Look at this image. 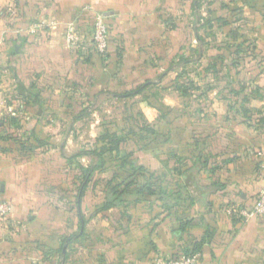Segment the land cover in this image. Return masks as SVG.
<instances>
[{
	"label": "crops",
	"instance_id": "0c3cea01",
	"mask_svg": "<svg viewBox=\"0 0 264 264\" xmlns=\"http://www.w3.org/2000/svg\"><path fill=\"white\" fill-rule=\"evenodd\" d=\"M26 1L0 0V59L6 61L2 71L11 73L15 83L11 90L5 82L0 84V195L13 206V213L0 225V264H156L158 258L183 254L202 240L203 247L196 254L201 264H264V223L252 219L242 224L228 214L231 206L252 209L256 203L261 188L256 171L264 164V130L251 128L245 120H221L226 105L219 103V94L232 82L223 64L214 65L218 70L225 67L218 74L226 86L221 88L223 80L215 81L208 116L179 118L181 171L196 164L194 157L204 153L207 160L202 162L209 167L202 169L197 180L205 193L211 192L207 197L199 194L192 204L182 202L177 209L176 215L188 224L181 246L173 240L172 219L163 203L131 208L140 207L139 214L132 212L131 223L118 208L93 215L112 171L98 176L95 193L89 189L82 205L85 224L71 210L75 171L67 161L95 149L101 132L92 138L88 150L68 148L82 139L72 136L74 127L90 116L95 120L94 111L102 102L131 111L143 104L150 108L151 100L143 97L159 91L167 108L182 107L185 98L175 88L165 90L158 84L171 63L174 69L169 75L176 78L181 60H187L185 67L192 65L213 47L256 43L264 57V0ZM240 3L245 8L227 25L205 24L211 13ZM5 12L13 15L5 20ZM27 12L31 17L24 16ZM94 16L110 29L107 61L87 53ZM204 29H217L218 37L203 38ZM238 30L241 40L231 35ZM16 46L19 51L15 53ZM257 73L255 68L246 72V107L264 112V79L255 78ZM21 82L24 87L33 82L44 86L39 104L25 96ZM147 82L152 85L133 97L113 94L135 91ZM83 109L87 112L79 117L78 110ZM204 117L209 120H201ZM28 138H49L55 147L28 144ZM204 139L206 144L200 149L196 141L191 142ZM134 140L139 146L131 158L135 166L156 176L166 175L169 181L178 180H172L170 170H154L140 161L138 154L153 155L158 142L147 143L146 134L142 141ZM23 142L26 149L21 148ZM141 142L147 144L141 146ZM84 158L90 160L89 165L82 162ZM76 161L86 168L98 162L90 155Z\"/></svg>",
	"mask_w": 264,
	"mask_h": 264
},
{
	"label": "trees",
	"instance_id": "16d2710c",
	"mask_svg": "<svg viewBox=\"0 0 264 264\" xmlns=\"http://www.w3.org/2000/svg\"><path fill=\"white\" fill-rule=\"evenodd\" d=\"M26 2L30 3L28 0ZM241 5V3L238 6L229 5L225 7L222 12L211 13V17L205 20V24L227 25L234 16L242 13V10L246 5L244 4L242 7ZM11 15V12H5V20H8ZM31 15L32 14L29 12L24 14L25 17H31ZM19 17L21 18V15ZM90 22H92L94 30L92 36L89 37V35H87L89 38V47L87 53L90 55L96 53L102 58V60L107 61L109 59L108 49L110 44L109 26H107V50L106 52L101 53L97 50L94 40L97 17L94 16L90 18ZM29 23L30 22H28L27 19V24ZM17 25L18 22H16L12 27L16 28ZM185 61L187 62L186 59H183L181 60V63L184 65ZM199 61L203 65L204 72H206L211 64H223L228 71V76L232 80V82L228 84V86L219 94V103L226 105V113L221 120H245V122L249 124L251 128L255 127L257 129L264 130V112L248 109L246 107V104L248 103V94H246V82L249 79V77L246 75L248 68L257 69L259 73L255 75V78L264 79V57L259 51L258 45L256 43L249 44L248 46L240 44L235 46L207 49L203 52ZM166 68L167 74L162 75L160 77L161 82L158 83L162 85L163 89L166 90L175 88V90L179 92L184 98L190 94L191 91L197 90V85L194 81L195 75H193L194 77L192 78V76L188 74L184 68H182L181 70L177 71V77L172 78L169 73L174 69V64L171 63ZM35 80H37V77ZM151 85V82H147L145 86H141L135 91L122 94L113 92V94L116 96L124 95V98H130L141 94L146 89V87ZM20 86L21 89L23 87V93L27 98L31 99L36 104L40 103L41 97L44 93V86L37 84V82H33L28 87H24V84L21 82ZM256 90L259 92L258 89ZM196 99L201 105L203 104V109L205 108L208 110V112L210 109H212L214 102L204 101L202 97H197ZM167 109L171 111L173 110L171 108ZM78 111L79 117H81L85 115L87 109ZM201 120L209 119L204 117ZM139 127L140 126L138 124L133 123V125L127 127V129H125L122 134H120V132L111 130L101 132L99 138L97 139L94 150L79 153L67 158L70 169L75 171V190L74 194L72 195V199H75V204L71 210H74L78 215H80L86 224L88 220L85 218L82 211L84 199L86 198V195L91 187L94 188L93 192H96V187L100 181L98 176L112 171V177L105 183L106 189L102 199L100 198V201L93 206V215L98 213H106L113 208H118L122 211V214L127 218L128 222L131 223L133 220L132 212L139 214L140 207L139 209L131 208L140 206L143 203L150 205L163 203L165 210L169 212L172 219L173 224L171 226V233L173 235V240H175V243H178L181 246V234L187 231L188 224L181 221V217L176 215L177 209L181 207L182 202L190 201L191 204L194 203L198 195L201 193V195L205 197L211 194V192L205 193L204 188L199 186V182L197 180V176L200 174L202 169L209 167L208 163L202 162L206 161L207 158L204 156V153L201 155H196L193 159L196 161V164L188 166L185 171H180L178 173L179 178L177 181H169L166 175L156 176L146 168L135 166L131 162V158L135 152L139 150V146L134 140L138 136L136 131ZM139 131L144 135L146 134V136L147 134L153 135L154 141L156 140L155 142L163 141L171 147L181 149V122H170L169 132L167 134L151 132L148 127L139 128ZM43 139L44 140L40 138L33 140L28 138L27 143L30 144V141H34L41 146H48L51 148L55 147V143L49 138ZM140 141H142V139H140ZM149 141L147 143H149ZM195 141L198 144L199 149L200 147L202 148L203 144H206L205 139L203 143L201 140H191L192 143ZM151 143L154 142L151 141ZM22 147L25 149L27 148L24 146V142L21 144V148ZM83 155H90L96 158L98 162L90 167H83L79 162L76 161L78 157ZM197 163H200V166H198ZM262 165L263 164L258 165L256 171L260 187L263 184L261 177ZM70 239L71 240L69 243L73 241V237ZM203 244L204 241L202 240L199 244L195 243L193 246L191 245V248H186L183 254L170 256L166 255L164 257L178 258L181 255L197 257L196 254L201 251Z\"/></svg>",
	"mask_w": 264,
	"mask_h": 264
},
{
	"label": "rangeland",
	"instance_id": "374dc122",
	"mask_svg": "<svg viewBox=\"0 0 264 264\" xmlns=\"http://www.w3.org/2000/svg\"><path fill=\"white\" fill-rule=\"evenodd\" d=\"M238 26L240 27L239 30H243L240 24H238ZM239 30L234 31V33L231 35L232 37H236L239 40H241L242 39L241 36L243 34L242 32L240 33ZM217 33H219L217 29H215L214 32L213 31L210 32L208 29H204L202 30L201 34L203 38L206 37L210 39L211 35L218 37ZM210 42L211 40L205 41L206 44ZM223 42L226 43V41ZM1 45L3 46V42ZM1 60L2 63H0V84H3L5 82L4 84L5 87L6 86L8 88L11 87L10 88L11 90L13 89L15 84L12 81L13 76L11 73H4L2 71V68L5 67L6 61L3 60V57L0 59V61ZM198 66L203 68V65L200 63L199 60L193 62L192 65L188 64L186 67L181 63V67L184 68V70L188 74H190L192 78L194 77L193 76L194 73H196L194 77V81L196 82L197 90L191 91L190 94L185 96V100L182 99V105H181L182 107H180L179 109L172 111L167 109V107L161 103L162 95L159 91H156L154 93H148L143 97V98L146 97L145 101L151 100L150 108L147 107L146 104H143V107L139 106V108H137L135 106L134 108H132L131 111L129 107L122 108V106H113L110 103L105 104L102 102V104H99V106L96 107L94 111L93 118L95 120H92V117L90 116L84 119V123H79L74 127L72 136L74 138L80 137L82 139L79 138L80 140L70 145L68 149L69 150L78 149V151L88 150V148H91V146L88 145H91L92 138L94 136L95 137L98 136L99 132L111 130V131L120 132V134H122V132L125 129H127V127L133 125V123L138 124L140 126L139 128L148 127L149 130L154 133L159 132L161 134H167L169 132V123L170 122L180 123L181 120H179V118L183 120L185 115L187 116V114L192 115L191 117L192 119H189L190 117L189 118L185 117L187 120H196L195 118H200L202 114L208 116L206 109L205 108H204L205 110L202 109L203 104L201 105L196 98L202 97L204 101L212 100L211 97L215 95V92L212 91L211 89H213V85H215L214 83L216 80L217 82L223 80V83H221L220 85L221 88H224V86H226L224 82L225 81L224 78H219L220 74H218L219 71L225 69V67L221 66L220 70H218L216 68V65L211 64L210 67L206 70V72H204L199 70ZM222 76H224V74ZM255 88L256 87L252 86L253 91L256 90ZM140 100L144 101L143 99ZM90 121L92 122L89 124L88 122ZM139 128H137L136 131V134L138 135L136 138L137 141H140V139L143 140V137L145 136L139 131ZM52 131L57 132V130H53V129ZM147 136H148V140H146V142L150 140L155 143L156 140L154 141L153 135L147 134ZM146 142L144 143L141 142V146H143V144L144 145L147 144ZM155 145H157L156 146L157 150L155 148H153L154 150L152 149V151L154 152L153 155L151 154L146 155L145 153L138 154V156L140 157L139 158L140 161L148 165L150 168H153L154 170H170L169 172L172 173V177H173L170 178H172V180H177L179 178L178 173L181 171V149L171 147L170 145L164 143L163 141L161 142L159 141ZM83 160L82 162H84L85 164L90 163V160L88 158H84ZM88 203L89 205L93 203L92 197L88 199Z\"/></svg>",
	"mask_w": 264,
	"mask_h": 264
},
{
	"label": "built area",
	"instance_id": "2783aa9c",
	"mask_svg": "<svg viewBox=\"0 0 264 264\" xmlns=\"http://www.w3.org/2000/svg\"><path fill=\"white\" fill-rule=\"evenodd\" d=\"M108 28L102 18H97L94 40L96 48L99 52L104 53L107 50ZM262 181L263 184L256 198V203L252 209H246L240 206H231L228 208V214L233 216L242 224L248 223L255 219L264 223V164L262 165ZM13 213V206L0 195V225L4 224ZM156 264H201L198 257H190L181 255L178 258L161 257L157 259Z\"/></svg>",
	"mask_w": 264,
	"mask_h": 264
},
{
	"label": "water",
	"instance_id": "95a60500",
	"mask_svg": "<svg viewBox=\"0 0 264 264\" xmlns=\"http://www.w3.org/2000/svg\"><path fill=\"white\" fill-rule=\"evenodd\" d=\"M18 51H19V47H18V46H16V47H15V49H14V52L16 53V52H18ZM66 249H67V247H66V248L64 249V251H63V252H64V254H65V252H66Z\"/></svg>",
	"mask_w": 264,
	"mask_h": 264
}]
</instances>
